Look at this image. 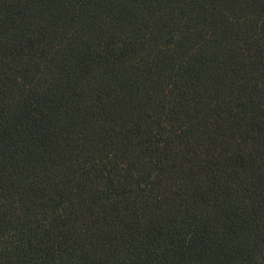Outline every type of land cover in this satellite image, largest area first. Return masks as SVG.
Wrapping results in <instances>:
<instances>
[{
    "label": "trees",
    "instance_id": "trees-1",
    "mask_svg": "<svg viewBox=\"0 0 264 264\" xmlns=\"http://www.w3.org/2000/svg\"><path fill=\"white\" fill-rule=\"evenodd\" d=\"M0 264H264V0H0Z\"/></svg>",
    "mask_w": 264,
    "mask_h": 264
}]
</instances>
